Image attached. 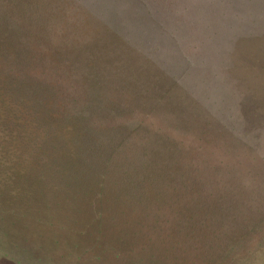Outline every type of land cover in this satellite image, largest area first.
<instances>
[{"label":"trees","instance_id":"16d2710c","mask_svg":"<svg viewBox=\"0 0 264 264\" xmlns=\"http://www.w3.org/2000/svg\"><path fill=\"white\" fill-rule=\"evenodd\" d=\"M67 1L0 3V104L34 150L35 169L42 173L33 176L42 181L45 172L61 173L63 186L81 181L76 191L102 195V175L111 172L119 154L122 176H140L148 185L162 179L172 185L180 178L208 187L226 214L221 224L249 193L257 204L249 228L225 238L228 252L245 234L263 229L264 182L250 187L240 176H221L220 171L235 175V168L245 162L248 171L264 176V112L257 109V125L247 128L246 122L248 97L262 86L264 73V0L207 2L209 13L221 19L220 28H235L240 34L227 41V72L236 102L228 107L225 122L185 87L188 72L180 73L176 64L188 66V58L182 54L170 59L179 50L180 22L173 16L178 10L167 14L157 3L174 0H92L105 12L87 9L88 15L80 16H73ZM250 25L259 30L239 33ZM164 46L172 52L168 58L162 54ZM130 116L133 121L127 123ZM156 117L160 121L154 124ZM238 120L241 129L236 132ZM137 137L150 139L136 151ZM218 151L232 160L217 158ZM49 152L63 153L64 162ZM193 203L186 200L185 210L174 213L183 216L180 221L192 226L197 222L207 230L212 207ZM113 250L120 259V251Z\"/></svg>","mask_w":264,"mask_h":264},{"label":"water","instance_id":"95a60500","mask_svg":"<svg viewBox=\"0 0 264 264\" xmlns=\"http://www.w3.org/2000/svg\"><path fill=\"white\" fill-rule=\"evenodd\" d=\"M80 1L82 5L77 0L66 2L73 9V16L88 15L87 9L99 14L105 12L92 0ZM208 1L157 3L167 14L177 9L178 14L173 16L180 22L179 50L172 55L164 46L162 54L166 58L172 55L170 59L174 60L182 54L188 58V66L176 64L180 73L183 70L188 72L185 87L194 91V98L216 119L225 122L228 107L233 108L236 102L235 85L227 72V52L230 49L227 41L240 34L235 28L219 27L221 19L209 13ZM184 6L188 10L183 9ZM188 21L192 22L191 26ZM252 30L259 29L250 25L249 29L239 33ZM189 43L196 47L189 46ZM131 121L133 117L130 116L126 122ZM159 121L154 118V124ZM164 127L169 129L167 124ZM240 129L238 120L236 132ZM25 139L21 126L10 116L7 107L0 104V238L17 244L22 252L34 251L35 245H39L37 251L43 255L66 254L73 249L82 254L85 264H122L128 259L134 262L143 260L145 264H264V228L251 233L252 238L245 234L241 243L234 245L229 252V245H225L226 237L243 235V228H249L248 218L257 205L249 193L242 195L241 207L228 210L230 219L221 224L226 214L208 187L180 178L172 185L165 179L148 185L140 176H122L124 169L117 160L118 154L111 172L102 175V195L84 194L76 191L83 185L81 181L72 180L70 186H63L61 173L45 172L42 181L33 176L34 172L38 175L42 172L40 168L35 169L34 150ZM149 139L137 137L136 151ZM262 145L261 154L264 155V142ZM62 154L48 153L64 162ZM217 158L232 160L223 151H218ZM248 170L249 165L244 162L241 168H235V175L233 172L226 174L225 169L220 172H223L221 176H240L241 181L250 187L264 182V176ZM191 199L194 207H212L207 230L196 222L197 229L191 233L190 229L196 226L180 221L183 216L174 213L175 210H185L186 200ZM74 243L91 247L82 252L81 248L75 249ZM113 248L120 251V259L114 257Z\"/></svg>","mask_w":264,"mask_h":264},{"label":"rangeland","instance_id":"374dc122","mask_svg":"<svg viewBox=\"0 0 264 264\" xmlns=\"http://www.w3.org/2000/svg\"><path fill=\"white\" fill-rule=\"evenodd\" d=\"M249 65H251V63ZM254 93L256 94L253 95L251 93L247 100L248 102V113L246 118L247 128H251V126L257 125V122L259 120V118L257 117L258 108H260V110L264 112V73L262 77V86L259 88L258 91H255ZM248 130L250 131V129ZM95 245L100 247L99 244H95ZM74 247L75 249L81 248L83 252L88 250V248H90L91 245L87 246V245L74 243ZM37 248H39V245H35L34 251L22 252L21 250H19L17 244L8 243L6 240L0 238V263L1 262L3 264H85L86 263L82 258V254L80 252H77L76 250L74 251L73 249H71L69 253L67 252L66 254H64L63 252H57V253L43 255L41 253H38ZM90 250H93V248H91ZM99 258H97L98 261L100 260Z\"/></svg>","mask_w":264,"mask_h":264}]
</instances>
